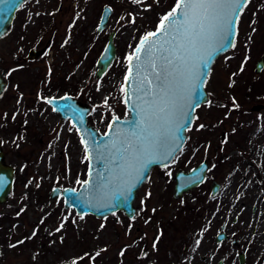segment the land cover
I'll return each instance as SVG.
<instances>
[{
  "label": "rangeland",
  "instance_id": "1",
  "mask_svg": "<svg viewBox=\"0 0 264 264\" xmlns=\"http://www.w3.org/2000/svg\"><path fill=\"white\" fill-rule=\"evenodd\" d=\"M174 3L26 0L16 11L0 37L7 80L0 140L15 168L9 197L0 203V264H238V251L247 253L246 264H264V67L254 69L264 56V0H248L240 10L232 46L208 73L209 98L195 109L182 148L166 167L150 170L132 217L77 214L63 207L61 194L50 197L55 185L80 184L87 159L74 125L45 98L69 93L86 101L88 122L101 131L111 116L125 115L126 55ZM104 5L112 10L97 31ZM111 31L116 56L97 77L96 59ZM30 47L45 51L25 60ZM255 104L262 107L252 109ZM201 159L209 162L207 181L175 198L174 172ZM212 178L221 183L214 199ZM16 206L22 212L3 223ZM222 223L231 237L216 242Z\"/></svg>",
  "mask_w": 264,
  "mask_h": 264
},
{
  "label": "snow or ice",
  "instance_id": "2",
  "mask_svg": "<svg viewBox=\"0 0 264 264\" xmlns=\"http://www.w3.org/2000/svg\"><path fill=\"white\" fill-rule=\"evenodd\" d=\"M247 2L175 0L171 9L160 17L154 31L143 34L134 48L129 45L132 51L126 55L125 84L135 71L136 87L133 91L136 101L132 103L139 109L140 119L133 121L135 127L131 130L117 128L113 131V124L119 121L118 117H113L104 133L105 136L111 133L112 138L105 143L98 142L95 135L90 134L89 139L97 150L96 159L104 162L109 173L107 177L97 173L99 179L94 190L98 194L103 195L109 185L116 186L117 191L120 186L130 191L143 179L144 169L149 163L174 157V153L179 151V143L183 139L181 134L191 122L189 110L198 106L201 99L198 85L204 84L203 77L207 75V57L203 51L210 41L219 44L211 51H223L232 46L240 10ZM131 22L135 23V19ZM148 69H151L150 73ZM121 91L124 92V103H129L125 86H121ZM61 99L67 101L70 98ZM107 103L105 98L104 104ZM63 108L71 111L77 122L83 121L84 114L74 105L66 103ZM81 144L87 153L89 140L81 138ZM92 178V170L89 169L88 179L77 180V183L89 185ZM68 191L75 192L74 189ZM68 200L74 205L85 203L76 195H70ZM125 203L123 198L117 199V205Z\"/></svg>",
  "mask_w": 264,
  "mask_h": 264
},
{
  "label": "water",
  "instance_id": "3",
  "mask_svg": "<svg viewBox=\"0 0 264 264\" xmlns=\"http://www.w3.org/2000/svg\"><path fill=\"white\" fill-rule=\"evenodd\" d=\"M26 0H15V3L12 2V0H0V37L3 36L11 27L13 23V19L15 17L16 11L20 8V6L25 2ZM112 8L109 5H104L100 14L97 31H100L103 29L108 21L109 15L111 13ZM237 19V18H234ZM236 28L237 23L233 32L232 36V44L236 35ZM156 29V28H155ZM154 29V30H155ZM152 30V31H154ZM151 32V31H149ZM147 33V32H146ZM114 31L109 32L107 40L98 55L96 59V65H97V71L96 76L99 77L101 74L106 70L108 65L111 63V61L116 56V47L114 44ZM141 37V36H140ZM139 37V38H140ZM139 38L134 44L133 48L138 44ZM219 44L217 41H210L209 45L204 49L203 54L207 57L206 61V72L207 75L203 77L204 84L198 85V91L201 94V99L198 104V106L202 103H204L208 98V91L206 89V79L208 76V73L210 71V68L214 62V60L222 53L227 51L231 46L224 48L223 51H211L212 48H218ZM45 51V47L41 48H35L30 47L24 56V59H32L34 57H37L41 55ZM210 53V55H209ZM126 67L128 68V61L126 60ZM264 67V56L261 55L256 63H255V72H259ZM126 68V71H127ZM149 73L151 72V69L147 70ZM126 74V73H125ZM135 71L133 72V77L129 78V81L127 84H125V75L123 78V84L122 86H125L126 91L128 92L129 97V103H124L127 113L123 116L113 115L109 118L108 123L112 121L113 117H118L119 121L117 123L113 124V131H115L117 128L119 129H125V130H131L135 125L133 124V121H139V109L135 108L132 101H136V94L134 93V89L136 87L135 82ZM149 79L152 78L151 75L148 76ZM7 85V80L4 76L3 71L0 69V94L4 91L5 87ZM62 97H69L70 99L65 101L64 99H61ZM122 99L124 102V92L122 93ZM45 101L51 106V108L58 112L62 118L66 119L68 118L69 121L74 125L75 130L79 136V140L81 143V138H84L85 140H89V149L88 152H85L84 149V155H87V168H86V175L85 178L81 181L88 179V172L89 169L92 170V180L90 181L89 185H82L79 184L77 187L73 186H64L60 187L58 185H55L52 187L50 191V197H56L58 195H62L63 197V207L64 208H73L77 214H93L96 217H103L106 215H109L116 211H122L126 216L132 217L135 213V205L134 201L137 195V191L141 187V185L147 180L150 170L155 166H164L167 163H169L173 157H168L165 160H154L151 163H149L143 172V179L139 182H137L130 191L123 190V186H120V190L117 191L116 186L109 185L108 188L105 190L103 195L98 194L94 189L95 185L98 182L97 173L101 174V177H107L109 173L107 172L105 168V164L102 161H98L96 159L97 156V150L95 149V146L91 143L89 136L90 134H94L95 138L98 142L105 143L109 139L112 138V134L110 133L108 136H105L104 133L108 131L107 125L103 131L92 125L90 122H88V113L90 111V105L86 101H82L78 99L76 96L69 94V93H62L58 96H48L45 98ZM72 104L77 108L81 113L84 114V119L82 122H77V118L71 111H65L63 106L66 104ZM195 106L192 109L189 110V117L190 123H188L181 134L183 139L179 143V150L182 148L186 137H187V128L190 126V124L193 121L195 109L198 107ZM262 107L261 104H255L252 106V109L258 110ZM83 146V145H82ZM178 152V151H177ZM174 153V156L176 153ZM207 164L206 161H202L197 166L189 169H178L174 175L175 184H174V191L173 196L175 198L182 196L183 192L188 191L195 185H197L199 182L202 181V179L205 176L206 173ZM14 173L15 168L12 164L6 162L5 160V153L2 148V143L0 140V203L6 201L9 197L10 191L12 189L13 180H14ZM218 184V183H217ZM214 186V190H216V185ZM74 189L75 192H70L68 190ZM70 195H76L80 196L85 203L83 205L81 204H72L68 197ZM123 198L126 200L125 204H119L117 205V199ZM90 201V203L88 202ZM111 201V203H109ZM222 235H218L217 238L221 239Z\"/></svg>",
  "mask_w": 264,
  "mask_h": 264
},
{
  "label": "flooded vegetation",
  "instance_id": "4",
  "mask_svg": "<svg viewBox=\"0 0 264 264\" xmlns=\"http://www.w3.org/2000/svg\"><path fill=\"white\" fill-rule=\"evenodd\" d=\"M202 161H206V164H207V168H206V173H205V176L204 178L202 179L201 182H199L197 185H195L194 187H192L191 189H189L188 191L191 192L193 191V189H198L201 185H203L207 179H208V168H209V162L206 160V159H201L198 163H195L194 165H192L190 168H188L187 170L197 166L199 163H201ZM186 170V171H187ZM176 171L174 172L173 174V178H174V175H175ZM215 183L217 184L216 186V190H214V186H215ZM174 184H175V179H174ZM220 190H221V183L216 180L215 178H212L210 180V189H209V198L210 199H214V197H216L218 195V193H220ZM188 191H185V192H188ZM184 193V192H183ZM183 195V194H182ZM238 195H240L238 193ZM216 214V213H214ZM220 229L216 231L215 235H214V239L216 242H221V241H225L227 240L228 238H230L231 236L228 234V232L225 230L226 229V224L225 223H222L219 227ZM253 231H255V229H253ZM218 235H222L221 239H218L217 236ZM233 244H238V238H233L230 240ZM264 246V245H263ZM263 248V247H262ZM260 254H264V248L263 250L261 249L260 251ZM236 258H237V262L238 264H246L247 262V253L244 252V251H238L237 254H236ZM223 261L219 260L217 262V264H222Z\"/></svg>",
  "mask_w": 264,
  "mask_h": 264
},
{
  "label": "trees",
  "instance_id": "5",
  "mask_svg": "<svg viewBox=\"0 0 264 264\" xmlns=\"http://www.w3.org/2000/svg\"><path fill=\"white\" fill-rule=\"evenodd\" d=\"M22 212L21 209H19V207H15V214H13V216L9 215V214H5L3 217H2V221L3 223L4 222H12L14 220V217L18 214ZM115 214V213H114ZM2 228V227H1Z\"/></svg>",
  "mask_w": 264,
  "mask_h": 264
}]
</instances>
